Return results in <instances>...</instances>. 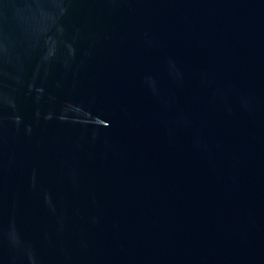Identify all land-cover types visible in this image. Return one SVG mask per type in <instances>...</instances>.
Wrapping results in <instances>:
<instances>
[{
    "label": "water",
    "instance_id": "water-1",
    "mask_svg": "<svg viewBox=\"0 0 264 264\" xmlns=\"http://www.w3.org/2000/svg\"><path fill=\"white\" fill-rule=\"evenodd\" d=\"M0 264H264V0H0Z\"/></svg>",
    "mask_w": 264,
    "mask_h": 264
}]
</instances>
